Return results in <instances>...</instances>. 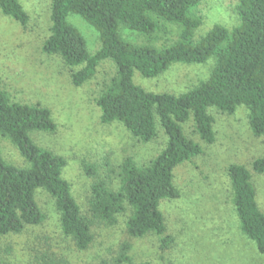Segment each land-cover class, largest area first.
<instances>
[{"label":"trees","instance_id":"obj_1","mask_svg":"<svg viewBox=\"0 0 264 264\" xmlns=\"http://www.w3.org/2000/svg\"><path fill=\"white\" fill-rule=\"evenodd\" d=\"M202 1L52 0L50 34L43 53L77 68L71 75L77 87L92 80L102 62L112 61L116 74L96 99L101 122L119 123L144 143L157 138L159 123L167 144L146 165L127 158L119 172L118 189L106 179L96 180L89 216L82 212L71 184L63 178L66 159L33 138L38 133L57 131L52 110L12 101L0 90V143L8 141L23 160L22 165L8 161L0 146V236L22 234L28 226L44 223L46 216L36 200L37 192L43 190L54 200L64 235L81 251L92 244L95 223L115 226L128 210L127 230L132 237H163L167 224L162 202L180 197L174 171L204 153L202 146L185 134L183 125L193 119L200 139L212 145L216 133L210 111L234 114L245 107L254 136H264V0H239L238 26L230 30L215 25L196 40L195 32L203 24L198 13ZM0 11L24 27L29 23L20 0H0ZM71 15L80 16L98 32L101 46L95 53L88 50L84 35L70 23ZM124 29L137 32L147 42L126 39ZM157 34H163L160 43H155ZM211 59L210 77L179 95L150 92L134 81L136 72L154 79L174 64H204ZM252 168L264 174V158L255 160ZM86 171L97 175L94 167L87 166ZM228 176L241 231L264 255V213L258 205L252 174L246 166L232 164ZM163 240L171 243L168 237ZM129 250L126 244L117 264L131 263ZM33 264L59 263L42 257Z\"/></svg>","mask_w":264,"mask_h":264},{"label":"rangeland","instance_id":"obj_2","mask_svg":"<svg viewBox=\"0 0 264 264\" xmlns=\"http://www.w3.org/2000/svg\"><path fill=\"white\" fill-rule=\"evenodd\" d=\"M238 1L203 0L198 8L203 24L196 30L195 39L215 25L230 30L238 26ZM20 2L30 17L25 27L0 11V90L6 91L12 101L52 110L57 131L38 133L33 138L41 147L66 159L63 178L71 184L82 212L91 216L89 202L96 180L106 179L113 189H118L124 161L132 158L138 165L150 163L165 148L167 136L159 123L158 136L149 143L134 138L119 123L103 124L96 99L115 76L114 63L102 62L92 80L75 86L71 75L78 69L67 67L59 57L42 50L50 34L52 0ZM69 21L84 35L88 50L95 53L101 46L98 32L78 15H71ZM122 35L139 44L147 42L129 29L122 30ZM162 35H156L155 43L162 42ZM213 65V59L204 64H174L154 79L136 72L134 81L150 92L179 95L207 80ZM210 113L216 133L212 145L200 139L193 119L183 125L185 134L199 143L204 153L174 171L180 197L162 202L167 224L163 237H132L127 230L128 210L119 216L115 226L95 223L94 240L81 251L64 235L54 200L39 190L36 200L46 220L41 225L28 226L22 234L0 236V264H33L42 257L59 264H117L126 244L130 245L131 263L121 264H264V255L241 231L228 176L232 164L247 167L264 213V174H257L252 168L255 160L264 158V136H254L245 107L234 114L217 109ZM0 146L8 161L23 164L8 141L1 140ZM87 166L94 167L97 175H89ZM164 237L170 238L169 245L164 243Z\"/></svg>","mask_w":264,"mask_h":264}]
</instances>
